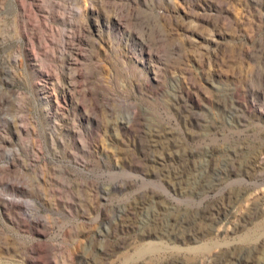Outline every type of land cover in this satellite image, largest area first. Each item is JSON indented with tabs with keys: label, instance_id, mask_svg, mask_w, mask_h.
<instances>
[{
	"label": "rangeland",
	"instance_id": "374dc122",
	"mask_svg": "<svg viewBox=\"0 0 264 264\" xmlns=\"http://www.w3.org/2000/svg\"><path fill=\"white\" fill-rule=\"evenodd\" d=\"M0 264H264V0H0Z\"/></svg>",
	"mask_w": 264,
	"mask_h": 264
}]
</instances>
